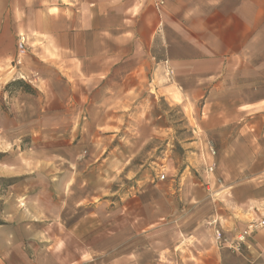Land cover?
I'll return each instance as SVG.
<instances>
[{
	"label": "crops",
	"instance_id": "0c3cea01",
	"mask_svg": "<svg viewBox=\"0 0 264 264\" xmlns=\"http://www.w3.org/2000/svg\"><path fill=\"white\" fill-rule=\"evenodd\" d=\"M22 53L25 64L19 65ZM165 66L174 74L159 87L162 95L175 88L185 99L206 94V119L198 125L204 135L192 151L204 166L202 187L190 185L198 183L184 171L179 185L151 190L155 203L144 197L149 188L127 189L129 203L120 209L118 199L102 202L86 173L72 170L79 161L64 156L60 228L48 207L22 202L35 188L14 186L2 210L0 264H197L192 258L198 257L200 264H264V226L239 248L230 246L251 221L264 220V0H0V90L9 98L2 106L3 151L27 134L47 131L40 120L55 113L48 100L61 105L57 111L70 131L72 111L83 110L77 99H86L87 111L92 93L109 83V108L128 109L136 84L147 79L136 68ZM120 68L126 74H117ZM16 79L42 95L8 93L6 84ZM31 104L37 108L27 115ZM200 191L211 202L205 212ZM218 195L223 198L215 202ZM139 202L148 214H135ZM42 212L46 216L38 218ZM216 230L226 244L217 242ZM66 233L79 245L73 261L54 246Z\"/></svg>",
	"mask_w": 264,
	"mask_h": 264
},
{
	"label": "rangeland",
	"instance_id": "374dc122",
	"mask_svg": "<svg viewBox=\"0 0 264 264\" xmlns=\"http://www.w3.org/2000/svg\"><path fill=\"white\" fill-rule=\"evenodd\" d=\"M22 54L23 57L16 59L19 65L25 64L26 54ZM126 69L120 68V71L116 73L126 74L124 71ZM136 69H138L136 75H145L147 79L145 83L136 84L138 86L133 91L135 101L128 109L117 111L113 107L109 108L113 105L110 104L111 99L108 98L110 91L107 92L110 84L103 83L101 93H92L94 98L90 101L93 104L87 111L85 110V98L75 101L76 106L83 107V110L82 112L72 111L70 131H67L68 118L66 116L64 118L62 113L57 111L61 112V105L54 99L48 101L50 106L54 107L55 113L48 114L40 120L41 123L47 124V131L38 132L36 135L27 134L22 138L18 147L3 151L6 147L2 146V129H0V224H2V219L4 220L2 210L7 192L19 185L35 188L32 196L24 198L22 202L27 203L26 200L31 199L39 206L41 204L44 208L48 207L49 216H53L51 213H54L59 224L58 228H60L65 199L61 179L64 170V156L76 158L79 161V163H74L75 165L72 164V170L76 168L77 172L86 173L88 187H94L98 193L101 192V196L97 194V197H101L102 202L118 199L120 209L124 204L129 203L126 198L127 189L139 193L143 188H149L150 191L145 190L144 197L155 203L158 199L157 193L151 190L163 189L168 185H179L184 171V176L188 175L190 178L192 176L193 180L198 183L193 182L190 185L202 187L204 166L200 168L199 154L192 151H195V146H197L193 141L204 135L198 125L201 119H206V115H203L204 109H207L206 94L198 99H185L176 93L175 88V91L162 95L158 89L162 85L171 83L170 77L174 74L173 69L169 66ZM149 78L151 81L154 79L150 84L147 82ZM53 84L54 88L62 89V84L56 82ZM173 85L176 87L175 84ZM35 89L38 91L36 94L23 93L36 97L42 95L39 89ZM0 92V128H2V106L7 105L9 98H2V89ZM31 106L32 109L26 111L27 115L33 114L37 108L35 104ZM26 114H21L20 117L25 118ZM111 123L119 127L111 131ZM148 138H150L149 141L142 146V142ZM98 145L101 146L102 154L95 163L90 164L94 159L92 153L98 149ZM110 149H115V154L111 157H109ZM50 172L54 173L50 174ZM161 174H165L164 179L160 177ZM185 180L184 186L190 182V179ZM12 181L11 185L6 186ZM117 189H119L118 192L112 195V192ZM199 194V197L204 198L200 203L205 212L208 209L207 203L210 201H207L203 192L200 191ZM215 198H217L215 202H219L223 196L218 195ZM134 207L135 214H148L146 203L141 205L139 202ZM77 215L78 212L71 217V221L74 218L76 220ZM45 216L46 213L42 212L38 218ZM125 216L126 213H120V217ZM62 234H65L63 228ZM66 235V239L65 237L58 238V243L54 246L56 249L67 251L68 260L73 261L79 245L73 238L68 237L67 233ZM42 245L44 244H40V247ZM192 259L200 264L201 258Z\"/></svg>",
	"mask_w": 264,
	"mask_h": 264
},
{
	"label": "built area",
	"instance_id": "2783aa9c",
	"mask_svg": "<svg viewBox=\"0 0 264 264\" xmlns=\"http://www.w3.org/2000/svg\"><path fill=\"white\" fill-rule=\"evenodd\" d=\"M210 170H213V166L210 167ZM162 179L165 178V174H161L160 176ZM264 226V220H260V221H251L247 227L241 232L238 234L236 240L231 243V247L233 248H239L241 246L242 243H244L247 239V237L252 233L254 232L255 230H257L258 228L260 227H263ZM216 239H217V242L220 244V245H223V244H226L228 241L227 239H224L222 238V233L220 230H216Z\"/></svg>",
	"mask_w": 264,
	"mask_h": 264
},
{
	"label": "trees",
	"instance_id": "16d2710c",
	"mask_svg": "<svg viewBox=\"0 0 264 264\" xmlns=\"http://www.w3.org/2000/svg\"><path fill=\"white\" fill-rule=\"evenodd\" d=\"M5 90L10 92L14 90H22L23 92H28V93H34V94L38 93V91L34 87H32V85L29 82L23 79H16L8 82L5 86ZM12 183L13 181L8 182L6 186L11 185Z\"/></svg>",
	"mask_w": 264,
	"mask_h": 264
}]
</instances>
